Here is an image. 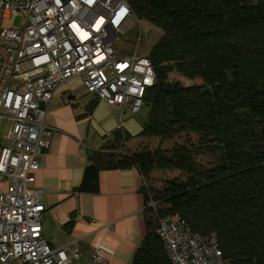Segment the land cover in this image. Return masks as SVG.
Instances as JSON below:
<instances>
[{
    "label": "trees",
    "instance_id": "trees-1",
    "mask_svg": "<svg viewBox=\"0 0 264 264\" xmlns=\"http://www.w3.org/2000/svg\"><path fill=\"white\" fill-rule=\"evenodd\" d=\"M127 1L162 32L147 53L155 80L142 99L147 119L138 116L137 139H188L167 149L95 152L79 189L95 192L100 169L139 170L146 235L131 264H170L153 224L170 213L201 234L214 233L231 264H264V0ZM175 73L202 84L184 85ZM130 139L117 129L112 147ZM204 154L211 163L198 161ZM154 169L180 177L152 191L145 176Z\"/></svg>",
    "mask_w": 264,
    "mask_h": 264
},
{
    "label": "built area",
    "instance_id": "built-area-1",
    "mask_svg": "<svg viewBox=\"0 0 264 264\" xmlns=\"http://www.w3.org/2000/svg\"><path fill=\"white\" fill-rule=\"evenodd\" d=\"M135 22L127 0H0V119L10 122L0 141L1 263L106 264L98 247L82 263L76 245L49 244L42 192L31 183L38 155L50 146L46 116L58 86L79 78L119 113H139L155 71L138 42L129 54L115 45ZM155 233L170 264H231L214 233L193 230L177 213L159 216Z\"/></svg>",
    "mask_w": 264,
    "mask_h": 264
},
{
    "label": "crops",
    "instance_id": "crops-1",
    "mask_svg": "<svg viewBox=\"0 0 264 264\" xmlns=\"http://www.w3.org/2000/svg\"><path fill=\"white\" fill-rule=\"evenodd\" d=\"M141 113L128 107L119 113L86 92L79 78L58 86L49 102L52 137L38 155L31 187L42 192L43 237L56 248L76 245L82 263L98 247L106 264H131L146 235L143 177L136 167L100 169L95 192L79 189L92 154L113 150L114 131L137 139Z\"/></svg>",
    "mask_w": 264,
    "mask_h": 264
},
{
    "label": "rangeland",
    "instance_id": "rangeland-1",
    "mask_svg": "<svg viewBox=\"0 0 264 264\" xmlns=\"http://www.w3.org/2000/svg\"><path fill=\"white\" fill-rule=\"evenodd\" d=\"M19 22V18L16 17L14 19V25H17ZM142 29V33H140L139 37V30ZM162 35L161 30H159L157 27L152 26L149 24L146 20H140V22H135L133 25V29H131L125 36L121 37L119 41L116 42V47H119L123 53L129 54L134 51L137 44V52L138 54H147L149 49L156 44L159 37ZM172 79L180 81L184 85H199L202 84L200 79H193L189 80L182 75L175 73L172 76ZM93 95V94H92ZM144 109V108H143ZM142 110V109H141ZM142 119H147V113H141L140 114ZM10 122L2 118L0 119V141L3 140V136L8 131ZM192 138V141L196 139V136H190ZM184 138L188 139V136L182 135L173 138L169 141L160 142L158 138L155 137H143L139 139H132L126 142L125 144H118V146L111 147L109 149H115L118 152L122 151H139V150H147V149H155L158 146H160L163 149L170 148L174 143H182ZM123 145V150H119L118 148ZM198 161L204 164H209L213 160V157L210 155H200L197 157ZM180 172L176 170L171 169H154L150 174L145 176V187H150L152 191L156 189H160L164 182L167 181L170 178H179ZM181 177H183L181 175ZM148 207H152L153 211L156 212L159 207L158 204H156L155 201L149 196L148 197ZM150 215V213H149ZM154 214L152 213L151 220L153 218ZM155 228H156V222H153Z\"/></svg>",
    "mask_w": 264,
    "mask_h": 264
}]
</instances>
